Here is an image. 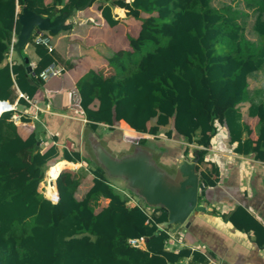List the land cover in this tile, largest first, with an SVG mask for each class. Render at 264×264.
<instances>
[{"label":"trees","instance_id":"trees-1","mask_svg":"<svg viewBox=\"0 0 264 264\" xmlns=\"http://www.w3.org/2000/svg\"><path fill=\"white\" fill-rule=\"evenodd\" d=\"M43 1L0 0V100L12 95L14 73L17 87L28 97L43 84L38 76L42 68L28 71L25 61L12 66L6 61L20 29L16 5L46 15L55 5L65 13L89 0H53L48 6ZM93 1L107 24L117 23L112 8L122 7L141 21V28L136 37H128L131 51L119 50L109 58L110 73L89 70L76 82L73 98L90 128L98 123L113 127L122 120L136 132L156 135L167 126L164 136L202 147L193 148L201 164L210 138L222 125L230 143H236L234 152H253L257 158L264 149V0H238L244 9L214 6L212 0ZM249 11L254 13L252 38L238 21ZM38 51L40 61L47 58L43 48ZM252 79L260 86L250 97ZM246 100L249 116L258 118L254 145L247 137L241 143L243 134L251 132L239 109ZM11 115H0V264H174L187 256L191 262L205 260L189 247L166 249L170 235L158 230L164 210L153 208L149 214L143 207H128L99 166L89 169L92 185L81 200L59 177L63 169L55 177L57 201L44 197L38 186L46 169L61 159L75 161L79 154L73 157L59 145L35 150L37 134L22 138ZM123 127L132 136L133 130ZM136 138L146 143V138ZM24 148L31 151L29 161L18 156ZM216 172L215 167L200 171L205 186L214 185L210 177ZM100 198L108 202L95 211ZM221 217L237 230H252L254 243L264 246V228L243 208ZM140 237L147 238L143 248L128 243Z\"/></svg>","mask_w":264,"mask_h":264},{"label":"crops","instance_id":"crops-1","mask_svg":"<svg viewBox=\"0 0 264 264\" xmlns=\"http://www.w3.org/2000/svg\"><path fill=\"white\" fill-rule=\"evenodd\" d=\"M67 1L69 0H63V3ZM52 2L53 0H44L43 4L48 6ZM22 6L16 5L18 14ZM60 7L59 4L55 5L51 11H56L57 14L62 13L59 11ZM70 10L71 14L65 23L72 24L71 28L60 30L55 34L47 31L34 32L19 52L14 46L16 34L11 55H9V48L5 54L9 66L22 60L28 63V71L43 69L49 61H55L63 69L60 76L43 81L42 86L37 88L31 97L19 90L15 83L16 74H12L13 93L7 100H4L14 106L9 111L12 112L11 118L20 136L26 138L32 132L37 134L39 143L37 148H34L35 150L40 149V152H43L51 145H59L73 157L75 153L79 154V158H75V161L61 159L55 162L45 173L47 174L54 165L62 164L63 170L59 175L62 182L70 186L77 200H81L92 185L93 174L89 169L99 166L92 157L85 138L87 134L98 136L106 149L115 155L129 151L134 145L132 142L129 143L126 137L146 138L145 144H138L150 150L157 162L167 169H173L175 163L184 157L192 158L193 148L202 147L188 144L179 136L170 138L164 136L163 133L168 129L167 126L160 127L156 135L136 132L122 120L113 127L98 123L95 129L90 128L73 98L76 82L89 70L100 71L103 74L110 73L109 58L119 50L131 51L128 37L138 35L141 21L127 15L125 8L113 7L112 15L117 19V23L111 26L102 18L98 10V2H91V0L79 9ZM140 16L146 17L147 15L141 14ZM37 34L49 38V43L53 48L51 52L47 51L42 43L35 42L34 37ZM38 48H43L48 54L43 61H40ZM248 84L251 97L260 85L253 79L249 80ZM19 98H21L20 101ZM96 104L97 101L94 100L91 104L92 108H95ZM249 105L248 100L239 105L242 122L251 131L249 134H243L241 143L247 137L254 145L257 138L255 130L258 118L249 116ZM122 123L133 130L132 136L126 134ZM173 143L174 145H169ZM186 146L188 147L187 153H185ZM235 146V142L230 143L229 141L227 129L222 125H217L205 149L203 163L197 164L199 174L206 168L215 167L217 170L210 177L214 181L212 186H205L200 177L204 190L197 203L203 205L205 211L195 210L190 215V226L186 229H180L174 234L170 233V228L163 229L170 235V240L165 244L166 249L178 250L180 247H189L191 251L197 250L203 254L205 260L191 262V256H187L174 264H207L206 257L216 264H264V246L258 247L254 243L253 231L237 230L229 221L221 217V214L241 207L264 228V149L255 158L253 152L248 154L234 152ZM30 153L29 148H24L18 152V156L23 161H29ZM57 174L58 172L53 174L55 187ZM105 176L111 185L123 195L128 207L140 206L149 214L151 209L158 208L147 206L119 180L111 179L106 174ZM44 181L45 176L39 183L38 190L44 197L55 203L57 200H51L55 197H49L43 187H40ZM98 201L95 211L105 206L108 199L100 198ZM189 227L192 229L190 235H188ZM179 234L182 237H179ZM143 246L144 243L140 247L143 248Z\"/></svg>","mask_w":264,"mask_h":264},{"label":"water","instance_id":"water-1","mask_svg":"<svg viewBox=\"0 0 264 264\" xmlns=\"http://www.w3.org/2000/svg\"><path fill=\"white\" fill-rule=\"evenodd\" d=\"M70 14L71 10L41 15L24 4L17 17L20 29L15 49L19 52L34 32L55 34L71 28L72 24L65 23ZM85 138L92 157L109 178L119 180L147 206L164 210L166 218L158 223V230L170 228V233L174 234L189 226L190 215L195 210L205 211V207L197 203L198 195L204 190L197 169L198 154L193 152L192 158L184 157L175 163L173 169H167L157 162L150 150L137 142L129 151L115 155L106 149L98 136L87 134ZM55 195L58 197L56 187Z\"/></svg>","mask_w":264,"mask_h":264},{"label":"built area","instance_id":"built-area-1","mask_svg":"<svg viewBox=\"0 0 264 264\" xmlns=\"http://www.w3.org/2000/svg\"><path fill=\"white\" fill-rule=\"evenodd\" d=\"M35 42L37 43H42L47 51L51 52L52 51V45L49 43V38L46 36H43L42 34H37L34 37ZM15 41V37L12 38V42L9 46V55H11L12 52V45ZM63 72V69L55 62V61H51L47 64L46 67H44L38 74V76L41 78L42 81H46L52 77H57L60 76ZM22 95V94H20ZM75 101V100H74ZM73 101V102H74ZM76 104L78 105V103L76 102ZM14 108V106L12 104H9L7 102H5L4 100H0V115L3 112L12 110ZM137 142V141H135ZM52 201H56L57 200V196L55 195V198H51ZM128 243L132 246L135 247H140L143 243H144V238L140 237V238H132L128 240ZM206 263L207 264H216L213 260L208 259L206 257Z\"/></svg>","mask_w":264,"mask_h":264},{"label":"rangeland","instance_id":"rangeland-1","mask_svg":"<svg viewBox=\"0 0 264 264\" xmlns=\"http://www.w3.org/2000/svg\"><path fill=\"white\" fill-rule=\"evenodd\" d=\"M212 3L214 6H219V5H224V4H230L231 6H233L234 8H241L244 9L243 3L239 2L238 0H212ZM253 17H254V13L249 11V13L247 15H240L238 17V21L243 25L244 27V33L247 37L252 38V33H251V24L253 21ZM149 47V44L146 45L145 50ZM127 141L130 143L132 142V144H135V141L137 138H129L126 137ZM169 145H174L173 144H169ZM60 177V176H59ZM56 179V178H55ZM181 234H179V237Z\"/></svg>","mask_w":264,"mask_h":264},{"label":"bare ground","instance_id":"bare-ground-1","mask_svg":"<svg viewBox=\"0 0 264 264\" xmlns=\"http://www.w3.org/2000/svg\"><path fill=\"white\" fill-rule=\"evenodd\" d=\"M62 169H63V165L62 164H56V165H54L53 168H51L47 172V174L45 173V181H44L43 184L42 183L40 184V187H43V189L45 190L46 194L49 197H51V196L55 197L54 186L51 184V183H53L52 181L54 180L53 174H55L56 172L59 173ZM52 170H53V172H52L53 174L51 173ZM166 230H168V228Z\"/></svg>","mask_w":264,"mask_h":264},{"label":"clouds","instance_id":"clouds-1","mask_svg":"<svg viewBox=\"0 0 264 264\" xmlns=\"http://www.w3.org/2000/svg\"><path fill=\"white\" fill-rule=\"evenodd\" d=\"M138 143V142H137ZM50 167V166H49ZM47 170V169H46Z\"/></svg>","mask_w":264,"mask_h":264}]
</instances>
